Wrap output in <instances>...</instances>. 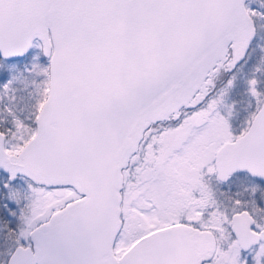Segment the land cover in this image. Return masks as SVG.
<instances>
[{"label":"snow or ice","instance_id":"6c2138e0","mask_svg":"<svg viewBox=\"0 0 264 264\" xmlns=\"http://www.w3.org/2000/svg\"><path fill=\"white\" fill-rule=\"evenodd\" d=\"M0 264H264V0H0Z\"/></svg>","mask_w":264,"mask_h":264}]
</instances>
